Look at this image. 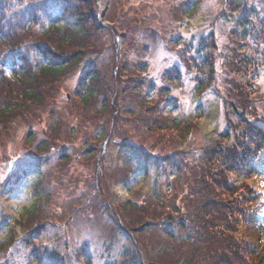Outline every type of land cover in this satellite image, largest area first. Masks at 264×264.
I'll use <instances>...</instances> for the list:
<instances>
[{
    "label": "rangeland",
    "instance_id": "obj_1",
    "mask_svg": "<svg viewBox=\"0 0 264 264\" xmlns=\"http://www.w3.org/2000/svg\"><path fill=\"white\" fill-rule=\"evenodd\" d=\"M95 2L103 14L95 42L99 51H87L83 63L55 84L51 98L29 104L0 126V246L7 235L16 237L8 262L29 264L25 258L42 249V264H68L64 260L66 244L81 253L87 244L89 252L83 259L89 260L94 250L101 253L105 241L117 244L116 258L131 260L122 255L135 248L129 245L133 242L142 247L146 264H169L177 255L175 242L171 244L165 237L172 216L165 196L178 194L181 183L188 182L207 143L231 150L232 141H225L222 134L234 133L238 121L251 123L264 135V47L254 44L247 29L241 32L238 27L243 8L231 9L226 0ZM186 2L191 7L198 5L199 11L185 13ZM245 2L250 22L256 25L264 0ZM177 6L183 7L178 17L172 10ZM244 32L246 38L241 36ZM210 34L221 47L217 51L206 47ZM173 39H181L185 46L177 47ZM234 40L239 56L233 77L238 89L248 91L254 109L249 116L241 117L229 106L237 99L222 81L227 73L220 68L224 58H216L218 78L200 88L208 79V71H201L200 64L211 54L214 59L222 56ZM184 58L193 60L192 65L186 66ZM136 62L140 68L132 69ZM93 66L106 81L89 102H83L76 93L78 77ZM0 70L13 77L10 67ZM176 72L180 80L175 79ZM212 110L210 123L207 119ZM151 117L163 118L165 131L147 128ZM175 119L187 125L190 133H179ZM206 123L212 127L209 132ZM127 146H141L148 152L146 171L136 169L129 160L125 150H133ZM261 155L264 158V150ZM222 157L217 155L215 162ZM167 160L170 166L164 165ZM254 168L262 171L229 174L231 185L221 195L227 202L251 196L247 213L261 218L252 217L256 222L245 219L221 236L252 249L257 256L252 261L264 264V159ZM38 182L41 197L36 200ZM234 184L236 195L230 193ZM95 202H102L110 218L127 232L119 234L110 219L94 209ZM32 208L37 213L35 223L44 225L40 234L24 225L29 221L27 210ZM154 221L143 229L142 223Z\"/></svg>",
    "mask_w": 264,
    "mask_h": 264
},
{
    "label": "trees",
    "instance_id": "obj_2",
    "mask_svg": "<svg viewBox=\"0 0 264 264\" xmlns=\"http://www.w3.org/2000/svg\"><path fill=\"white\" fill-rule=\"evenodd\" d=\"M95 1L97 0H0V69L10 67L13 73V77L9 78L0 70V126L2 123H7L11 115L25 111L33 102L42 103L51 98L55 84L83 63L87 51H99L96 50L98 43L95 42L97 33L101 29L99 19L103 14ZM226 3L231 9L243 8V14L237 18L238 27L241 32L247 29L254 44L264 47V6L260 8L257 15L256 25H253L250 22V13L246 6L244 7L245 0H226ZM186 4L185 13L187 10L193 11L194 14L199 11L198 5L193 6L196 8L193 10L190 2ZM174 8L172 10L178 17V12H182L183 7ZM153 31L155 35L158 34L157 31ZM241 36L246 38V32ZM212 37V34L208 36L210 42H207L206 47L210 48V51H217L218 47H221L215 44L216 40H212ZM235 41L224 49L222 56H215L214 59V55L211 54L204 64H200L201 71H208V79L201 84L200 88L203 90L215 81L216 77L218 78L216 58L219 60L224 58L220 68H226L227 73L222 81L237 99L234 102L236 105L230 103L229 106L235 114L242 117L243 115L249 116L254 109L251 107L247 89H238V82L233 77V74L238 71L236 59L239 56L236 52L237 43ZM172 44H176L177 47L185 46L181 39H173ZM200 46L199 43L198 47ZM183 62L186 66H190L193 60L187 61L184 58ZM136 68H140L137 62L132 69ZM174 75L175 79H181L178 72ZM78 80L76 93L83 102H89L97 87L106 81L102 72L96 70L94 66L85 70ZM135 85L138 87L139 81ZM137 92V95H140L139 90ZM173 121L176 122L175 128L179 133H190L187 125L180 124V119ZM164 124L163 118L151 117L146 127L150 130L165 131L167 126L165 127ZM233 129L232 134L231 132L222 134L225 141H232L231 150L229 151L226 146L218 147L213 142L207 143L204 155L200 158L199 165L192 170L188 182L181 183L182 188L179 189L178 194L177 192L170 193L163 200L164 203L170 202L172 206H167L170 210L172 208V216L171 220L169 219L170 229L165 228L167 229L165 237L171 244L175 242V256L177 255V260L169 264H256L252 261L257 259L252 249L230 239L225 240L221 236L223 233L230 232L232 227L243 224L245 219L256 222L247 213L248 205L252 202L251 196L248 198L238 196L239 198L234 202H227L221 193L231 185L228 181L229 174L253 173L254 165L262 161L264 137L248 122L238 121L237 125H233ZM126 148L133 150V152L129 150L125 152L130 154L129 160L134 161L136 169L146 171L150 163V157L146 155L148 152L144 151L141 146H127ZM223 150L228 152H223ZM217 155H223L221 159L224 160L221 164L218 162L221 159L215 162ZM203 163H206V167ZM164 165L170 166V162L167 160ZM155 166H158V163H155ZM252 168L253 170L250 171ZM188 169L189 166L183 169L184 174ZM234 185L235 188L230 192L232 195H236L234 191L237 186ZM39 192H41V182H38L36 186L34 199H40ZM93 206L95 210L103 212L102 217L110 219L119 234L120 231L127 232L124 227L122 228L110 218L109 210L102 205V202H95ZM27 214L29 221L24 225L31 233L40 234L44 225L35 223L37 221L36 211L32 208L27 210ZM142 224L144 229L149 225L153 226L155 221L151 224L149 222ZM102 244L101 253L94 250V255L89 260L82 258L84 251L89 250L87 244L80 247L83 249L82 253L81 250L74 251L72 246L66 244L64 260L69 262L68 264H146L143 260L145 255L142 247L133 245V242L129 245L139 250L135 248L131 251L126 250L124 253L127 252V255L124 253L122 255L130 256L131 260L115 257L117 252L114 253V249L117 244L113 246L105 241ZM15 245L16 237L7 235L0 246V264H15L8 262ZM43 251L42 249L34 251L31 258H25V260L29 264H42ZM147 264L160 263L149 262Z\"/></svg>",
    "mask_w": 264,
    "mask_h": 264
},
{
    "label": "bare ground",
    "instance_id": "obj_3",
    "mask_svg": "<svg viewBox=\"0 0 264 264\" xmlns=\"http://www.w3.org/2000/svg\"><path fill=\"white\" fill-rule=\"evenodd\" d=\"M214 110H212V112L209 114V116H208V121L210 122V123H212V121H213V118H214ZM206 125H207V123H206ZM211 125L209 124V125H207L206 126V129H207V131L209 132L210 130H211Z\"/></svg>",
    "mask_w": 264,
    "mask_h": 264
}]
</instances>
